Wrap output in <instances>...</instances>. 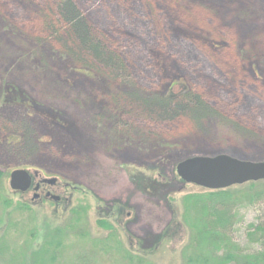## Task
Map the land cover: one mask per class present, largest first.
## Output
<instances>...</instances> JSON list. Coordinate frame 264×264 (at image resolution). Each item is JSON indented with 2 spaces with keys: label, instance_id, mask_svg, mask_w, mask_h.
Masks as SVG:
<instances>
[{
  "label": "rangeland",
  "instance_id": "obj_1",
  "mask_svg": "<svg viewBox=\"0 0 264 264\" xmlns=\"http://www.w3.org/2000/svg\"><path fill=\"white\" fill-rule=\"evenodd\" d=\"M217 155L264 162V0H0V264L57 229L55 264H264V180L178 174ZM17 167L57 198L13 191Z\"/></svg>",
  "mask_w": 264,
  "mask_h": 264
},
{
  "label": "water",
  "instance_id": "obj_2",
  "mask_svg": "<svg viewBox=\"0 0 264 264\" xmlns=\"http://www.w3.org/2000/svg\"><path fill=\"white\" fill-rule=\"evenodd\" d=\"M178 174L186 183L210 190H224L236 185L264 180V162L244 161L228 155L188 158L178 166ZM50 183V182H49ZM32 177L25 170L11 174L10 187L16 192H27ZM39 185L35 188L37 192ZM38 195L34 197L38 199Z\"/></svg>",
  "mask_w": 264,
  "mask_h": 264
},
{
  "label": "trees",
  "instance_id": "obj_3",
  "mask_svg": "<svg viewBox=\"0 0 264 264\" xmlns=\"http://www.w3.org/2000/svg\"><path fill=\"white\" fill-rule=\"evenodd\" d=\"M62 12V14H63V11H61ZM63 21L65 22V23H68V24H71L72 25V27H73V30H75L76 31V33H80V32H82L83 30V32H84V36H81L82 37V44H84L85 45V43L87 44V43H89L90 42V38L91 37H89L88 36V30H87V28L85 27V25L81 22V21H79L78 20V18H77V15H76V13H74V12H72V11H67L65 14H64V19H63ZM81 34V33H80ZM85 34H87V36L85 35ZM89 37V38H88ZM91 40H92V38H91ZM86 47H88L87 45H85ZM89 49V48H88ZM95 59H97L98 61H100V62H102V61H104V59L102 58L104 55L103 54H101L100 55V50H99V48L97 47V48H95ZM103 59V60H102ZM112 60L110 59V62H111ZM99 62V63H100ZM104 63V62H103ZM107 63L108 64H111V63H109L108 61H107ZM101 64V63H100ZM173 96H175V95H173ZM169 97H171V96H169ZM192 103V102H191ZM194 103V102H193ZM194 105L196 106H198V104L197 103H194ZM170 107H167V111H169L168 109H169ZM260 185H264V182H261V183H257V184H255V183H252V184H249V189H247V190H243L245 193H247V194H254V195H256V196H259V195H261L262 194V191H263V189H264V187L263 186H260ZM259 193V194H258ZM231 195H232V199L233 200H237L238 198H235V196L232 194V193H230ZM219 196H220V194H218ZM229 196V195H228ZM240 200V199H239ZM217 205V206H216ZM216 206V207H215ZM215 206H214V210H215V214L217 215V213L219 214V213H221V215H222V213H224L225 212V210H229V209H226L225 208V206H223L222 205V203H217V204H215ZM216 208V209H215ZM229 215H231L230 213H228L227 214V216H229ZM233 219H234V216H229L228 218H227V220H229L230 222L229 223H231L232 221H233ZM222 221V220H221ZM232 226V225H231ZM230 226V227H231ZM106 227H108V228H110L111 226L109 225V224H106ZM229 225L227 224V226H225V223H223L222 225H220V230L217 232V236L218 237H220V235L221 236H223L226 232H227V229L229 230ZM53 234V233H52ZM51 233H49L48 235H47V237H48V239H49V241L46 243L49 247H51L52 248V251L53 250H55V252L54 253H52V251H50L49 249H46L45 247H43L40 251L39 250H37V251H35L34 253H32V256L31 257H37L38 259H39V264H55V262L57 261V253L59 252V248H60V243H61V239L63 238V237H65V235H64V233H61V231H59V229H57L56 231H55V233H54V235H52ZM221 238V237H220ZM218 242H220L221 243V240H218ZM261 255H257V254H255V256H251V257H249V258H252V260H253V262L254 261H256V260H258L259 259V257H260ZM27 262V257H25L24 256V264H27L26 263ZM249 264H251V263H249Z\"/></svg>",
  "mask_w": 264,
  "mask_h": 264
},
{
  "label": "flooded vegetation",
  "instance_id": "obj_4",
  "mask_svg": "<svg viewBox=\"0 0 264 264\" xmlns=\"http://www.w3.org/2000/svg\"><path fill=\"white\" fill-rule=\"evenodd\" d=\"M13 140H11V142L8 140L7 141V144L9 147H13L11 146ZM17 170H25L27 171L31 177H32V186L31 188L27 191V192H24L21 194H33V196L35 197L36 195H38V199H35V201H38L40 199L43 198V196L46 198V199H56L57 196H55V194H53L51 192L50 189H55L57 184H58V180L57 178L55 179H51V178H46V177H43V173L41 170H38V169H24V168H20V167H17L15 169H13L12 171H9V174L8 176L10 177L11 174L14 172V171H17ZM50 182V183H49ZM39 185V190L37 193H35V188ZM47 188H49V190H47Z\"/></svg>",
  "mask_w": 264,
  "mask_h": 264
}]
</instances>
